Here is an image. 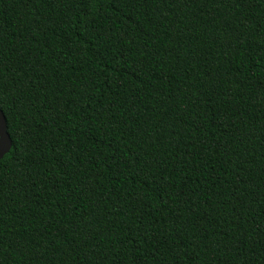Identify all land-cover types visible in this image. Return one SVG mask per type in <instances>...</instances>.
<instances>
[{
    "label": "trees",
    "instance_id": "16d2710c",
    "mask_svg": "<svg viewBox=\"0 0 264 264\" xmlns=\"http://www.w3.org/2000/svg\"><path fill=\"white\" fill-rule=\"evenodd\" d=\"M0 264H264V0H0Z\"/></svg>",
    "mask_w": 264,
    "mask_h": 264
},
{
    "label": "water",
    "instance_id": "95a60500",
    "mask_svg": "<svg viewBox=\"0 0 264 264\" xmlns=\"http://www.w3.org/2000/svg\"><path fill=\"white\" fill-rule=\"evenodd\" d=\"M12 147V140L7 130V121L3 111L0 109V160Z\"/></svg>",
    "mask_w": 264,
    "mask_h": 264
}]
</instances>
